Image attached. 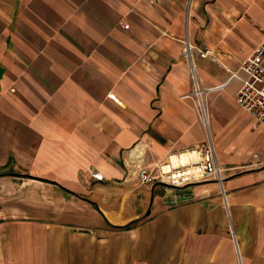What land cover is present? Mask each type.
<instances>
[{"label":"crops","instance_id":"1","mask_svg":"<svg viewBox=\"0 0 264 264\" xmlns=\"http://www.w3.org/2000/svg\"><path fill=\"white\" fill-rule=\"evenodd\" d=\"M262 40L264 0H0V264H264V127L236 103ZM185 42L217 59L192 54L208 130ZM208 142L222 189L137 179Z\"/></svg>","mask_w":264,"mask_h":264},{"label":"built area","instance_id":"2","mask_svg":"<svg viewBox=\"0 0 264 264\" xmlns=\"http://www.w3.org/2000/svg\"><path fill=\"white\" fill-rule=\"evenodd\" d=\"M124 28H128V26H124ZM193 52H196L201 59L213 61L217 59L210 48L194 49L188 42H185L184 55L190 64L192 90L183 98L192 100L198 119L203 127L208 130V93L213 89L202 87L198 81L192 64ZM240 70L245 76L242 78V85L237 92L236 103L244 113L252 117L255 126L264 127V40L256 46L253 54L241 63ZM200 152L201 156L196 163L169 172H161L158 165H155V169L139 166L137 179L143 184L173 189L205 181H214L222 189V172L216 162L212 144L208 142ZM252 156L256 160L264 161V152L261 154L254 153ZM92 177L98 181L103 180L102 175L98 172L92 173Z\"/></svg>","mask_w":264,"mask_h":264},{"label":"trees","instance_id":"3","mask_svg":"<svg viewBox=\"0 0 264 264\" xmlns=\"http://www.w3.org/2000/svg\"><path fill=\"white\" fill-rule=\"evenodd\" d=\"M122 228H124V227H120L119 229H122Z\"/></svg>","mask_w":264,"mask_h":264},{"label":"rangeland","instance_id":"4","mask_svg":"<svg viewBox=\"0 0 264 264\" xmlns=\"http://www.w3.org/2000/svg\"><path fill=\"white\" fill-rule=\"evenodd\" d=\"M209 102V101H208Z\"/></svg>","mask_w":264,"mask_h":264}]
</instances>
